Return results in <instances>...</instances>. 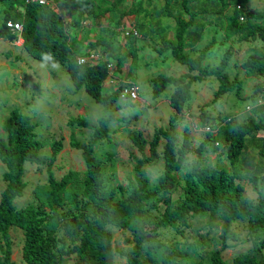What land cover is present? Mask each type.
<instances>
[{"label":"trees","instance_id":"obj_1","mask_svg":"<svg viewBox=\"0 0 264 264\" xmlns=\"http://www.w3.org/2000/svg\"><path fill=\"white\" fill-rule=\"evenodd\" d=\"M49 1L50 4L45 5L29 0H0L5 7L0 20V39L6 38L17 43L23 40V50L32 57L64 66L71 83L80 92L84 90L89 93L102 107L97 120L89 115L78 114L69 118L66 124L71 130L80 127L93 131L89 141L82 142L71 137V146L82 151L86 166L83 197L80 201L75 195L71 197V203L77 210L71 222L77 229L79 241L66 248V242L62 240L63 246L58 252L53 244L52 233L47 231L58 217L63 202L62 193L73 176L72 171H69L59 179L54 171L55 159L64 149L65 140L61 136L55 137L50 144L52 157L48 161L40 153L46 142L37 138L31 117L21 108H14L2 122L6 139L0 135V161L6 166L2 177L5 187L0 194V264H16L13 260V227L24 232L22 255L26 264H60L59 256H75L73 264H115L114 234L110 226L129 230L134 235L133 247L121 252L128 264H184L189 257L184 249L167 247L158 257L147 255L146 246L162 228H172L183 234V229L189 227L197 215L203 218L208 215L209 223L217 216L221 218L219 238L222 245L221 249L211 254L213 264H264V197L257 203L248 200L241 182L250 181L257 186L258 182L264 180V139L254 138L258 132H264V108H259L258 118L247 121L226 119L219 124L216 134L207 132L198 147L193 145L192 129L188 123L180 147L177 132V122L190 104L192 86L196 81L212 77L218 81L212 102L234 91L245 100L256 99L255 103L260 95H264V84H259L250 98L243 96L245 81L239 76L231 78L227 73L234 58L232 51L227 50L217 64L209 65L213 47L216 43L226 44L224 38L233 40L241 37L246 42H259L264 46V8L247 10L241 5L232 6L233 0H160L163 6L157 11V16L158 19L163 16L172 20L173 26H168L172 36L168 37L162 33L165 30H159L160 20L157 29L144 28V21L139 25L134 24L138 33L145 37L159 35L160 47L157 50L158 54L164 55V59L168 53L188 68L186 73L179 76L158 73L149 78L154 97L169 92L170 86H173L170 101L176 112L170 118L169 126L158 127L149 139L134 123L138 118L136 113L130 112L136 107L134 100H124L122 97L125 82H134L123 80L121 76L128 58L134 56L136 66L138 58L135 49L121 54L112 38L105 34L89 47V51L108 58L111 68L103 61L97 65L79 64L77 56L86 54L83 53L82 40L69 34L64 18L76 15L74 24L78 25L83 21L101 20L109 14L110 21L118 27L128 13L122 8L127 0ZM135 12L131 11L132 14ZM10 20L20 22L22 30L9 27L7 23ZM210 25L215 27L209 29V42L201 46ZM135 37L124 34V38H130L133 44ZM245 66L258 77H264V54H249ZM114 76L119 79L118 87L106 91V80ZM257 93L260 94L255 96ZM205 106L202 105V108ZM202 113L203 126L214 122L209 114H204V110ZM113 122H122L130 127L129 139L141 154L134 156V179L129 183L131 191L119 200L115 187L105 182V160L95 154L98 143L112 140ZM162 139L165 140L162 151L164 169L156 186L151 188L147 167L159 160L158 148ZM216 142L219 145L222 143V147L216 146ZM220 148L227 154L231 170L219 163H212L211 154ZM192 154L196 155V160L185 172L183 197L172 205L170 197L177 188L178 173ZM27 163L48 164L50 214L44 213L41 207L34 204L19 207L16 203L26 188ZM165 200L168 202L165 211L160 218H155L150 213L151 209ZM247 228L262 254L246 252L235 256L232 262L226 261L223 253L229 242L239 240L240 231ZM204 259L205 256H201L196 263Z\"/></svg>","mask_w":264,"mask_h":264},{"label":"rangeland","instance_id":"obj_2","mask_svg":"<svg viewBox=\"0 0 264 264\" xmlns=\"http://www.w3.org/2000/svg\"><path fill=\"white\" fill-rule=\"evenodd\" d=\"M235 5H241L247 10L263 9L264 0H233L232 6ZM162 6L160 0H127L122 8L127 10L128 13L124 17L122 25L118 27L115 22L110 21L109 14L101 20L83 21L78 25L74 24V20L77 18L76 15L70 18L63 15L69 34L82 40L83 53L90 52L89 47L105 34L112 38L114 45L120 49L121 54L131 52L133 48L135 49V55L138 58L137 64L134 65V56L128 58L122 68L124 72L121 78L123 80H134L140 86V99L133 103L136 104L135 109L142 105V110H140L141 112H134L135 109H132L130 112L136 113L138 118L134 123L149 139L152 138L155 129L158 127H168L170 118L173 116L172 109H169L168 106L157 105L156 100L160 96L154 97L149 78L158 73L179 76L182 72L188 71V68L175 61L168 53L165 54L167 56L165 59L164 55L160 54V57L158 56L159 35L150 38L139 33L140 35L133 38L135 40V44H133L130 38H124V30L130 29L134 24L139 25L143 21L146 26L144 28L157 29V22L160 20L159 30H165L162 33L167 34L168 37L172 36L170 35L172 30L168 29V26H173L172 20L163 16L158 19L157 11ZM56 10L59 12V9ZM136 10L139 12H135ZM131 11L135 13L132 14ZM4 13L5 7L3 3H0V20ZM209 38L210 30H208L201 46L207 44ZM224 41H226V44L219 43L217 45L216 43L213 47L209 65L217 64L222 54L227 50L232 51L234 58L230 62L227 73L231 78L239 76L245 81L243 96L248 99L254 93L256 86L264 84V77H258L255 72L249 71L245 66V60L251 53L264 54V46L259 42H246L241 37H236L233 40L224 38ZM58 82L62 84L58 85ZM118 85L119 82L111 88L115 89ZM218 85V81L213 77L193 84L190 104L185 113L180 115V120L177 122L179 147L182 145L183 133L187 123L191 126L192 142L195 147H198L205 139L207 131L201 122L202 110L205 111L204 114H209L214 119V122L207 126L212 128L211 132L214 134L218 132L219 124L224 123L228 118H236L240 121L258 118V110L261 107L255 105L256 99L245 100L240 98L235 91L212 102ZM108 87H105L106 91L111 90ZM168 93L166 91L164 94L168 95ZM259 94L257 93L255 96ZM204 104L206 106L202 108ZM14 108H21L26 115L31 117V123L36 127L37 138L46 142L40 153L46 156L48 161L52 157L50 144L55 137L61 136L65 140L64 149L55 159L54 171L59 179L69 171H72L73 176L62 193L63 202L59 208L58 217L47 229L48 232L52 233L54 247L59 252V249L63 246L62 240H65L66 248L79 241L77 229L71 222V218L77 213L71 203V197L75 195L79 201L83 197V173L86 166L82 151L71 146V137L74 136L77 140L85 142L89 141L93 132L88 128L80 127L71 130L66 124L69 118L78 116V114L89 115L92 119L97 120L102 112V107L97 104L89 93L84 90L80 92L71 83L70 76L64 66L40 61L24 51L21 42H11L5 38L0 39V135L5 139L7 135L2 130V122ZM129 128L125 123L113 122L111 125L112 140L98 143L95 150V154L105 160L104 179L107 185L115 187L117 200L121 199L122 196L129 195L131 191L129 183L134 179V156H141L129 139ZM254 138L264 139V132H258ZM164 143L165 140L162 139L158 148L159 160L147 167L151 188L156 186L159 175L164 169V159L162 157ZM217 143L216 146L222 147V143L220 145ZM195 160L196 155H189L185 166L178 173L177 188L170 197L172 205L182 199L185 172L192 167ZM211 161L231 170L230 160L223 148L211 154ZM47 165V163L26 164V188L23 196L18 198L16 202L19 207L34 204L41 207L44 213H51L48 205L50 197ZM5 171V164L0 161V194L5 187L2 179ZM154 172L156 175L153 174ZM241 182L245 187V196L248 200L257 203L264 197V180L258 182L257 186L250 181ZM167 204L166 200L163 201L157 207L151 209L150 213L155 218H160ZM209 219L208 215L205 218L197 215L191 220L190 226L183 229V234L172 228L159 229L156 238L149 241L146 246V254L161 257L165 248L176 246L189 253V257L185 259L184 264L189 262H191L190 264H213L211 254L221 249L222 245L219 238L221 218L217 216L211 223H209ZM110 227L114 234L115 264H128L127 258L121 252H126L133 247L134 235L129 230L118 229L114 226ZM199 229L204 231L200 232ZM240 233V239L230 241L228 248L223 253V258L228 262H232L234 257L241 253L262 254L259 246L254 244V237L249 234L248 228L241 230ZM11 235L14 241L13 260L16 264H26L22 255L25 242L24 232L17 227H13ZM201 256H205V259L200 263H196ZM59 259L60 264H73L76 257L59 256Z\"/></svg>","mask_w":264,"mask_h":264},{"label":"built area","instance_id":"obj_3","mask_svg":"<svg viewBox=\"0 0 264 264\" xmlns=\"http://www.w3.org/2000/svg\"><path fill=\"white\" fill-rule=\"evenodd\" d=\"M29 1L39 2L40 4H45V5L50 4L49 0H29ZM52 4H54V3H52ZM241 19L243 20V17H241ZM7 25L11 28H15L18 30H22V28H23V26L20 22H13L11 20L8 21ZM124 34H125V36H130V35L138 36L139 35L135 26H133L130 29H126ZM77 61L79 64H82V65H97L101 61H103V62L107 63L108 68H111L110 63H108V58H106V57L103 58L101 53L90 52V53L78 55ZM122 97L124 98V100H127V99H132L134 101L139 100L140 99V86L138 84H136L135 82L126 81L125 86L123 87ZM255 105L264 107V95H260L258 97ZM206 131H212V128L209 126L206 128Z\"/></svg>","mask_w":264,"mask_h":264},{"label":"crops","instance_id":"obj_4","mask_svg":"<svg viewBox=\"0 0 264 264\" xmlns=\"http://www.w3.org/2000/svg\"><path fill=\"white\" fill-rule=\"evenodd\" d=\"M215 27V25H210L209 27H208V29L207 30H209V29H213ZM206 36V35H205ZM22 41L23 40H21V43H22ZM22 45V44H21ZM158 56L160 57V54H158ZM229 66H230V64H229ZM34 72V71H33ZM187 72V71H186ZM185 71L184 72H182V74L183 73H186ZM181 75V74H180ZM60 81V80H59ZM119 82V79H116V77L114 76L113 77V79H107L106 80V85H105V87H107V86H109L108 88H110L111 90H114V89H112L111 88V86H114V85H116V83H118ZM196 82H198V81H196ZM195 83V82H194ZM193 83V84H194ZM59 84H62V83H60V82H58V85ZM172 86H170V91H169V93H168V95H165V94H162L161 96H160V98L159 99H157L156 100V103H157V105H159V106H168L169 107V109H172V112H173V114L172 115H174V114H176V112H175V110L171 107V101H170V95H171V93L173 92V88H171ZM117 87H115V89H116ZM192 89H193V86H192ZM110 90V91H111ZM191 92H192V90H191ZM145 102H146V100H145ZM142 106V105H141ZM141 106L138 108V109H135L134 111L135 112H139L140 110H142L141 109ZM141 112V111H140Z\"/></svg>","mask_w":264,"mask_h":264},{"label":"clouds","instance_id":"obj_5","mask_svg":"<svg viewBox=\"0 0 264 264\" xmlns=\"http://www.w3.org/2000/svg\"><path fill=\"white\" fill-rule=\"evenodd\" d=\"M258 107H261V106H258ZM262 108H264V107H262ZM205 128H207V127H205ZM218 129H219V126H218ZM207 132H211V131H207ZM217 144H218V143H217ZM153 174L156 175L155 172H154Z\"/></svg>","mask_w":264,"mask_h":264}]
</instances>
